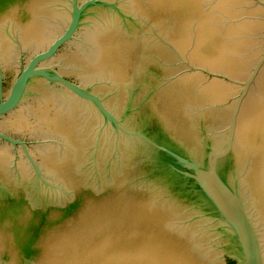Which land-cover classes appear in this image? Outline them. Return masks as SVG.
<instances>
[{"label": "water", "instance_id": "obj_1", "mask_svg": "<svg viewBox=\"0 0 264 264\" xmlns=\"http://www.w3.org/2000/svg\"><path fill=\"white\" fill-rule=\"evenodd\" d=\"M264 264V0H0V264Z\"/></svg>", "mask_w": 264, "mask_h": 264}, {"label": "trees", "instance_id": "obj_2", "mask_svg": "<svg viewBox=\"0 0 264 264\" xmlns=\"http://www.w3.org/2000/svg\"><path fill=\"white\" fill-rule=\"evenodd\" d=\"M230 264H233V263H230Z\"/></svg>", "mask_w": 264, "mask_h": 264}]
</instances>
